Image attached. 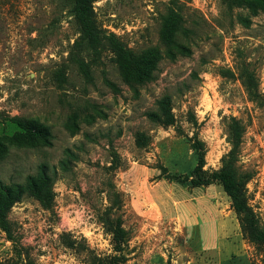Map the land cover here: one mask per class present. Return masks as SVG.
<instances>
[{
    "label": "rangeland",
    "instance_id": "1",
    "mask_svg": "<svg viewBox=\"0 0 264 264\" xmlns=\"http://www.w3.org/2000/svg\"><path fill=\"white\" fill-rule=\"evenodd\" d=\"M70 6L0 0V182L48 175L45 197L12 204L9 232L0 221V264H264L220 183L190 181L195 141L203 169H218L235 120L264 228V0H94V44L78 40ZM116 46L157 51L151 76L123 67ZM163 98L169 124L146 115Z\"/></svg>",
    "mask_w": 264,
    "mask_h": 264
},
{
    "label": "trees",
    "instance_id": "2",
    "mask_svg": "<svg viewBox=\"0 0 264 264\" xmlns=\"http://www.w3.org/2000/svg\"><path fill=\"white\" fill-rule=\"evenodd\" d=\"M94 0H71V14L73 15L76 24L79 26V41H87L89 44H94L99 40L100 30L96 26L93 18L92 2ZM180 15L177 16V21H180ZM167 18L164 20V28H166ZM168 34L163 38L167 41ZM77 40V41H78ZM116 53L121 59L123 67L135 73L136 77L149 78L151 70L155 68L159 53L157 51L144 50L139 54H134L131 51H120V47L116 46ZM147 117L151 120L169 124L172 121V114L168 107L167 98L158 101L157 109L146 112ZM234 119H232L233 121ZM24 127L35 136L41 137L44 133L42 126L33 122L24 124ZM241 126L234 120L228 129L227 139L230 143V149L221 158V165L218 169L207 173L203 169L205 149L201 141H195L197 149V163L192 169L190 181L194 186L208 185L212 181H218L224 192L230 200V206L237 214L240 220V229L245 237L250 241L264 243V228L260 225L259 219L253 212L247 202L245 183L246 175L238 170L236 165L238 160L239 145L241 142ZM188 176H184L182 180H187ZM48 175L45 170H41L38 176H29L27 183L22 186L19 183L5 184L0 182V221L4 230L9 232L10 223L6 218L12 204L17 201L23 192L29 191L33 195L41 198L45 197L48 192L47 188ZM108 228L114 235L116 248L124 241V234L116 221L114 225L108 224Z\"/></svg>",
    "mask_w": 264,
    "mask_h": 264
},
{
    "label": "crops",
    "instance_id": "3",
    "mask_svg": "<svg viewBox=\"0 0 264 264\" xmlns=\"http://www.w3.org/2000/svg\"><path fill=\"white\" fill-rule=\"evenodd\" d=\"M209 187V186H208ZM209 238L207 239L210 240V242L213 240V243H209V247L213 248V247H217L221 241V239L218 238V235H213V236H208Z\"/></svg>",
    "mask_w": 264,
    "mask_h": 264
}]
</instances>
